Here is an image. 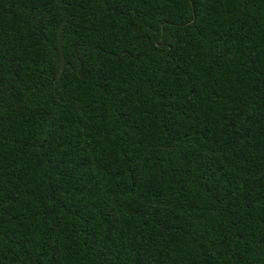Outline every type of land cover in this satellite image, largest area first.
<instances>
[{
  "label": "trees",
  "instance_id": "1",
  "mask_svg": "<svg viewBox=\"0 0 264 264\" xmlns=\"http://www.w3.org/2000/svg\"><path fill=\"white\" fill-rule=\"evenodd\" d=\"M0 264H264V0H0Z\"/></svg>",
  "mask_w": 264,
  "mask_h": 264
}]
</instances>
